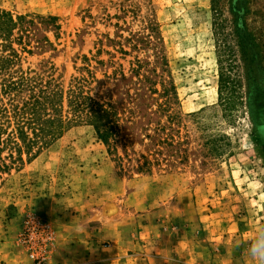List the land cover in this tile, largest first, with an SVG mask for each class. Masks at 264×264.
<instances>
[{
	"label": "rangeland",
	"instance_id": "rangeland-1",
	"mask_svg": "<svg viewBox=\"0 0 264 264\" xmlns=\"http://www.w3.org/2000/svg\"><path fill=\"white\" fill-rule=\"evenodd\" d=\"M0 11L24 17L6 40L0 30V57L57 90L66 118L45 143L0 149V264H258L247 249L264 229V0ZM72 89L113 104V137L65 126Z\"/></svg>",
	"mask_w": 264,
	"mask_h": 264
},
{
	"label": "trees",
	"instance_id": "trees-1",
	"mask_svg": "<svg viewBox=\"0 0 264 264\" xmlns=\"http://www.w3.org/2000/svg\"><path fill=\"white\" fill-rule=\"evenodd\" d=\"M234 11L238 16L235 20L234 34L238 44L245 47L248 37L242 32L245 27L241 11L235 8ZM23 20L24 17L18 16L13 19L9 14L0 11V30L5 32L3 36L5 40L10 31ZM25 28L22 32L27 34L28 30ZM11 62L10 56L0 57V72H6V78L0 85V149L11 143L14 150L19 153L20 143L25 149H29L37 141L45 143L46 137L53 138L55 131L61 129L66 118L60 114L62 100L59 92L50 89L46 82L41 84L27 76L25 72L15 74L11 71ZM218 81L220 93L223 86L221 74ZM22 92L28 94L20 96ZM67 104L71 116L67 118L65 126L87 121L93 124L98 137L103 141L116 133L119 116L113 104L100 103L73 89L70 91Z\"/></svg>",
	"mask_w": 264,
	"mask_h": 264
},
{
	"label": "clouds",
	"instance_id": "clouds-1",
	"mask_svg": "<svg viewBox=\"0 0 264 264\" xmlns=\"http://www.w3.org/2000/svg\"><path fill=\"white\" fill-rule=\"evenodd\" d=\"M247 252L258 264H264V229L258 231Z\"/></svg>",
	"mask_w": 264,
	"mask_h": 264
}]
</instances>
